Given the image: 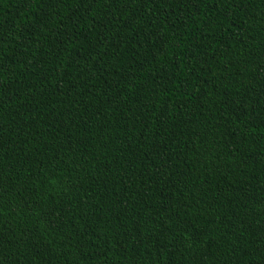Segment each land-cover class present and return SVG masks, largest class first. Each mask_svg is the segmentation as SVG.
<instances>
[{"label":"trees","instance_id":"1","mask_svg":"<svg viewBox=\"0 0 264 264\" xmlns=\"http://www.w3.org/2000/svg\"><path fill=\"white\" fill-rule=\"evenodd\" d=\"M0 264H264V0H0Z\"/></svg>","mask_w":264,"mask_h":264}]
</instances>
